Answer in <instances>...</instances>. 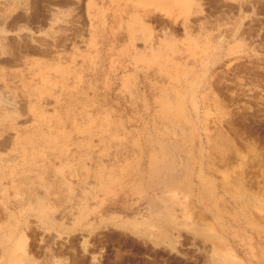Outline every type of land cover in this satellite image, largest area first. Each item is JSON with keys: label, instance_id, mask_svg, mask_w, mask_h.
<instances>
[{"label": "rangeland", "instance_id": "374dc122", "mask_svg": "<svg viewBox=\"0 0 264 264\" xmlns=\"http://www.w3.org/2000/svg\"><path fill=\"white\" fill-rule=\"evenodd\" d=\"M2 218L8 264H264V0H0Z\"/></svg>", "mask_w": 264, "mask_h": 264}, {"label": "crops", "instance_id": "0c3cea01", "mask_svg": "<svg viewBox=\"0 0 264 264\" xmlns=\"http://www.w3.org/2000/svg\"><path fill=\"white\" fill-rule=\"evenodd\" d=\"M165 9H170V6H167V8H165ZM180 15L181 14H179V13H176V14L171 13V14H169V16L166 19V22H164L161 27L166 26L169 30H171L173 32V35L176 36L178 38V41H179L178 44H176V45H191V44H188L187 42L184 43V42L181 41L182 40L181 36L185 33L186 28L184 27L183 30H182V28H180V26H179L180 23H177V20H179ZM145 19H146L147 23L150 24V26H153L152 22H150L148 20V19H150L149 17H146ZM183 24L181 23L182 27L184 26ZM114 34L116 36L118 33L115 31ZM193 45H197V44L195 43ZM111 46L113 48H115V49L117 48L118 52L124 50V48H125L124 44L122 42H120L119 45H111ZM112 47H110V48L112 49ZM119 54H121V53H119ZM113 200H115V197L113 198ZM98 203H96L97 204V208L99 210H102L105 207L104 201L103 202H98ZM1 221H2V223H0V226L5 225V221H6L5 218H2ZM0 264H8L7 257H5V255H3L2 253L0 254Z\"/></svg>", "mask_w": 264, "mask_h": 264}, {"label": "bare ground", "instance_id": "6f19581e", "mask_svg": "<svg viewBox=\"0 0 264 264\" xmlns=\"http://www.w3.org/2000/svg\"><path fill=\"white\" fill-rule=\"evenodd\" d=\"M41 39H39V41H40ZM13 107V106H12ZM14 108V107H13ZM169 160H171L170 158H169ZM168 162H171V161H168ZM167 163V162H166ZM173 163V162H172ZM170 164V163H169ZM171 166H173V165H171ZM159 167V166H158ZM157 167V168H158ZM161 168V167H160ZM165 168H166V166H165ZM172 168H174V166L172 167ZM159 170H161V169H159ZM168 171V170H167ZM161 174V173H160ZM198 223V222H197ZM257 229V228H256ZM263 229V228H262ZM256 231H258V230H256ZM262 231H264V230H262ZM264 233V232H263Z\"/></svg>", "mask_w": 264, "mask_h": 264}]
</instances>
